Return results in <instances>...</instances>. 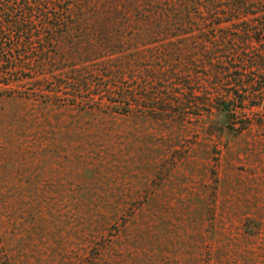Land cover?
<instances>
[{"label": "rangeland", "instance_id": "1", "mask_svg": "<svg viewBox=\"0 0 264 264\" xmlns=\"http://www.w3.org/2000/svg\"><path fill=\"white\" fill-rule=\"evenodd\" d=\"M61 1L0 0V264H264L258 17Z\"/></svg>", "mask_w": 264, "mask_h": 264}, {"label": "trees", "instance_id": "2", "mask_svg": "<svg viewBox=\"0 0 264 264\" xmlns=\"http://www.w3.org/2000/svg\"><path fill=\"white\" fill-rule=\"evenodd\" d=\"M25 1L26 4L32 6H38V8L46 3L48 5L49 0H22ZM55 1V0H54ZM114 1V0H113ZM59 7L61 6V0L58 1ZM60 2V3H59ZM127 7L135 6L137 3L135 0H129L127 3ZM108 0H77L75 7H63V13H59L58 16L69 15L67 21L64 22V27L68 26V24L78 26L77 28L82 27L83 23L88 20L89 22H98L100 19L105 18L106 10H107ZM167 5L172 8V10H177V12H188L190 5H201L200 0H167ZM218 9V8H217ZM1 10V9H0ZM256 12V13H253ZM220 15L219 22H234V21H244V19H248L250 15H254L258 17L257 23L254 26L255 29L251 32L250 38L252 41H256L258 44L264 47V0H227L226 3L222 4L220 9L216 12ZM183 15V14H182ZM90 17V18H88ZM60 20V17L57 18ZM69 28V27H66ZM59 32L62 30L61 25L58 26ZM252 30V29H251ZM56 33V32H55ZM61 35H64V32H60ZM248 35V34H247ZM60 36H57L59 39ZM255 71L254 73V85L257 84V79H260L261 85H264V52L260 53L259 57L255 61V65L252 67ZM43 103V107L46 108H54L61 107L56 103V99L53 97H40ZM83 102H79L74 99V105L79 107V104ZM122 100H120V103ZM68 106V105H62ZM118 106V105H117ZM97 111L105 112L103 109H109L103 105H94L93 107ZM113 112H117L122 114L121 112L124 110L123 107H114ZM119 110V111H118ZM121 110V112H120ZM130 112V111H129Z\"/></svg>", "mask_w": 264, "mask_h": 264}]
</instances>
